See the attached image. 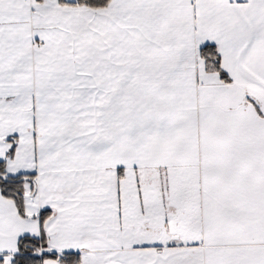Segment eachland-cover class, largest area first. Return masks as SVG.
Segmentation results:
<instances>
[{
    "label": "snow or ice",
    "instance_id": "6c2138e0",
    "mask_svg": "<svg viewBox=\"0 0 264 264\" xmlns=\"http://www.w3.org/2000/svg\"><path fill=\"white\" fill-rule=\"evenodd\" d=\"M0 264H264V0H0Z\"/></svg>",
    "mask_w": 264,
    "mask_h": 264
}]
</instances>
